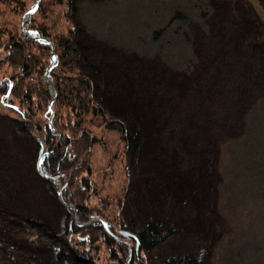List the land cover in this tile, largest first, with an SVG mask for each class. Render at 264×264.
<instances>
[{
  "label": "trees",
  "instance_id": "trees-1",
  "mask_svg": "<svg viewBox=\"0 0 264 264\" xmlns=\"http://www.w3.org/2000/svg\"><path fill=\"white\" fill-rule=\"evenodd\" d=\"M9 1L17 11L25 6V0ZM218 5L211 3L206 34L198 31L193 41L195 64L183 70L153 59L150 64L160 68L148 72L142 68L148 58L107 44L80 27L79 19L63 36L30 23L56 50L58 63L50 72L59 90L53 126L62 137L55 148L59 138L48 126L51 96L43 81L48 46L8 29L0 32V65L6 70L0 78L7 79L0 86L6 110L0 115V264H119L126 257V245L99 221L74 224L72 207L59 203L55 184L35 171L45 149L51 152L41 169L63 184L62 198L75 204L79 223L93 213L109 223L112 234L133 246L129 264L136 257L138 264H204L200 254L182 248L191 243L183 230L202 211L201 199L219 186L222 145L244 135L255 110H264V26L249 16L245 2L238 8ZM133 75L136 81L125 79ZM125 80L128 88L118 90ZM96 129L117 132L125 145L128 184L116 217L103 213V202H87L91 169L83 153L97 139ZM254 150L248 144L246 151ZM70 171L76 180L67 189ZM37 186L50 193L51 208L28 204Z\"/></svg>",
  "mask_w": 264,
  "mask_h": 264
},
{
  "label": "rangeland",
  "instance_id": "rangeland-1",
  "mask_svg": "<svg viewBox=\"0 0 264 264\" xmlns=\"http://www.w3.org/2000/svg\"><path fill=\"white\" fill-rule=\"evenodd\" d=\"M33 2L34 0H25L23 9L20 8L17 11L14 3L10 4L9 0H0V32L8 29L15 35L21 34L23 40L31 41L35 39L25 34L24 30L32 29L40 37L49 39L54 49V42L51 38L45 35L41 36L35 28H30V23L35 22L38 26L42 25L51 36L54 34L63 36L69 27L73 28L74 24L81 20L80 27L90 31L107 44L121 48L127 53L134 52L140 57L148 58L149 63L146 61L142 66L148 72L160 68L159 65L150 64L153 59H160L163 64H167L173 70L191 67V64L196 61L193 41L196 42L198 31L201 30L206 34L207 19L214 13L211 3L219 4L220 7L231 5L238 8L241 2H245L248 5L249 16L264 26V0H39L38 8L30 16V19L20 24L21 17L30 9ZM67 2L75 5L76 9L71 11ZM175 15H178V18H175ZM68 17L71 18V21ZM47 46L50 58L52 50L49 45ZM54 51L56 55V50L54 49ZM198 52L202 53V51ZM55 63H58L57 56ZM50 64L51 60L43 76L45 83L46 71ZM51 69L49 70V79L56 87L50 76ZM126 69L130 71L132 67ZM5 71V67L0 65V77L4 75ZM121 74L126 76L124 69ZM135 78L137 79V75L125 79L132 82L136 81ZM5 80L7 79L0 78V86L7 82ZM127 80H125L126 83L123 82L119 85L118 90L125 92L129 85ZM122 81L124 80L122 79ZM48 92L51 96L49 101H51L53 93L49 86ZM57 93L56 99L59 90ZM3 104H6L5 100H3ZM122 106V102H118V107L122 108ZM4 112L6 110L0 106V115H4ZM252 118L253 120L246 124L244 135L224 143L220 148L217 171L221 175L219 186L213 193L201 199L202 211H197L196 220L188 223L186 229L183 230L184 234L186 232L187 243H191L189 248H186L188 245L182 248L200 254L204 264H264L263 108H257ZM0 120L4 121V118ZM25 121L29 122L35 130L34 123L30 119L25 118ZM0 123V126L4 124V122ZM94 132L97 139L92 140L87 152L83 153L87 156L91 169V175L87 180L91 191L89 194L92 196L87 202L90 206L103 202L105 205L103 213L116 217L128 184L124 163L125 145L122 143L121 135L113 130L96 129ZM60 139H57L53 148L57 146ZM36 142H41V138L38 137ZM248 144H254V153L250 154L246 151ZM42 145L44 147L43 143ZM46 151L49 152L48 154L51 152L50 149H45L42 153ZM38 158L35 162V171L40 176L36 170ZM69 174L68 179L66 178L67 182L64 183L67 189L71 187V179L76 180L75 176H71V171ZM40 178L42 177L40 176ZM58 182L60 187L56 183H52L57 188V200L61 203L58 192L62 197L63 184ZM34 191V196L30 195L31 197L29 196L28 199L31 208L34 210L38 206L51 208L53 199L50 193L38 186ZM42 197L44 203L40 200ZM63 202L66 203L64 200ZM66 204H68L67 207L62 205L67 209L72 207L74 224L78 227L81 226L80 228L93 224L94 220L98 221L92 217H100L93 213L86 222L79 223L75 204L73 202ZM114 236L120 239L115 240L112 237L115 241L126 245V257L119 262V264H125L127 259L130 260L133 257V246L128 239L120 237L118 234H114ZM164 251L163 249L162 252ZM135 260L131 264H138V257ZM105 264L111 263L106 259Z\"/></svg>",
  "mask_w": 264,
  "mask_h": 264
},
{
  "label": "water",
  "instance_id": "water-1",
  "mask_svg": "<svg viewBox=\"0 0 264 264\" xmlns=\"http://www.w3.org/2000/svg\"><path fill=\"white\" fill-rule=\"evenodd\" d=\"M38 2L39 0H34L33 4L31 5L30 9L27 10L25 12V14L21 17V21H20V24H23V22L25 20H29L30 19V16L37 10L38 8ZM24 33L27 34L30 38L32 37L33 39L37 40L38 42H43V43H46L47 45H49L50 49L52 50L51 51V54H50V60H51V64L50 66L47 68V73L45 75V80H46V83L49 84L50 88H51V91L53 93V96H52V99L51 101L49 102V106H48V112H49V119H48V126L50 128V131L56 135L59 139L61 138L62 136V133L58 130H55L54 126H52V122H53V102L54 100L56 99V96H57V88L54 86V84L51 82V80L49 79V70L54 66L55 63V59H56V55H55V51L54 49L52 48V43L49 41V39H46L45 37H40L37 32L35 30H29V31H25L24 30ZM48 151L42 153L39 158H38V162H37V165H36V170L38 171V173L40 174V176L46 180V181H52L54 183H56L59 187H60V184L58 181H56L54 178L52 177H47L43 174V171H41V163L43 161V159L45 157H47L48 155ZM58 196H59V200L60 202L65 206L67 207L68 204L64 203L63 200H62V197L60 196V193L58 192ZM93 219H97L101 224H102V228L104 230V232H106L107 234H109L111 237H113L115 240H120L119 238H117L116 236H114V234L111 233L110 229H109V226H108V223L104 222L100 217H97V216H94L92 217ZM76 220V219H75ZM83 225H86V224H83ZM82 225V227H83ZM81 227V226H79ZM129 258V257H128ZM129 260L127 259V261L125 262V264H128Z\"/></svg>",
  "mask_w": 264,
  "mask_h": 264
},
{
  "label": "bare ground",
  "instance_id": "bare-ground-1",
  "mask_svg": "<svg viewBox=\"0 0 264 264\" xmlns=\"http://www.w3.org/2000/svg\"><path fill=\"white\" fill-rule=\"evenodd\" d=\"M49 86V85H48ZM49 88H50V86H49ZM56 88H57V86H56ZM50 91H51V88H50ZM57 92H58V88H57ZM50 102V101H49ZM49 104V103H48ZM49 106V105H48ZM48 115H49V112H48ZM49 117H50V115H49ZM52 126H53V122H52ZM55 128V127H54ZM56 130V129H55ZM52 133V132H51Z\"/></svg>",
  "mask_w": 264,
  "mask_h": 264
}]
</instances>
